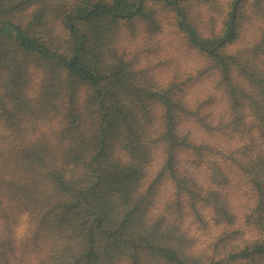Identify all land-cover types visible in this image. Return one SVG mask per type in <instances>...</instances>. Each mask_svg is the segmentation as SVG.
<instances>
[{
	"label": "trees",
	"instance_id": "trees-1",
	"mask_svg": "<svg viewBox=\"0 0 264 264\" xmlns=\"http://www.w3.org/2000/svg\"><path fill=\"white\" fill-rule=\"evenodd\" d=\"M0 264H264V0H0Z\"/></svg>",
	"mask_w": 264,
	"mask_h": 264
}]
</instances>
